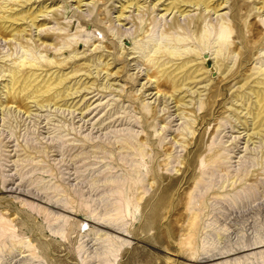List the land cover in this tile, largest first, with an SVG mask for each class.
<instances>
[{
  "label": "rangeland",
  "instance_id": "374dc122",
  "mask_svg": "<svg viewBox=\"0 0 264 264\" xmlns=\"http://www.w3.org/2000/svg\"><path fill=\"white\" fill-rule=\"evenodd\" d=\"M0 264H264V0H0Z\"/></svg>",
  "mask_w": 264,
  "mask_h": 264
},
{
  "label": "bare ground",
  "instance_id": "6f19581e",
  "mask_svg": "<svg viewBox=\"0 0 264 264\" xmlns=\"http://www.w3.org/2000/svg\"><path fill=\"white\" fill-rule=\"evenodd\" d=\"M182 3L187 4L188 2H187V1H185V2L182 1ZM195 5H196V4H194V6H195ZM179 7H180V6H179ZM179 7H178V6H177V7L175 6V9H177V8H179ZM177 12H178V11H177ZM218 36H219V37H224L225 34H224L222 31H219V32H218ZM168 54H169V53H168ZM170 54L173 55V53H170Z\"/></svg>",
  "mask_w": 264,
  "mask_h": 264
}]
</instances>
